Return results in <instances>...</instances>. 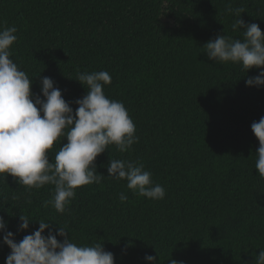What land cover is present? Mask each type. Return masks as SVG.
I'll list each match as a JSON object with an SVG mask.
<instances>
[{
  "label": "trees",
  "instance_id": "obj_1",
  "mask_svg": "<svg viewBox=\"0 0 264 264\" xmlns=\"http://www.w3.org/2000/svg\"><path fill=\"white\" fill-rule=\"evenodd\" d=\"M229 6L264 34V0H0V28L17 29L10 58L33 93L49 77L75 111L86 94L77 73L107 71L105 95L124 104L139 138L125 153L109 145L95 160L103 179L78 188L63 214L44 206L54 186L29 189L0 176V217L16 242L44 220L78 245L101 243L114 264H149L146 254L156 264H255L264 178L251 124L264 116V86L245 84L260 70L210 61L204 46L221 34L243 39ZM66 142L54 143L50 162ZM109 159L142 163L165 197L139 196L107 176ZM19 216L33 221L25 231H17Z\"/></svg>",
  "mask_w": 264,
  "mask_h": 264
},
{
  "label": "clouds",
  "instance_id": "obj_2",
  "mask_svg": "<svg viewBox=\"0 0 264 264\" xmlns=\"http://www.w3.org/2000/svg\"><path fill=\"white\" fill-rule=\"evenodd\" d=\"M226 11L238 17L232 29H243V39L217 35L204 45L207 58L240 64L246 71L258 69V74L245 84L264 86V34L256 23L246 24L240 18L243 9L229 6ZM16 32L14 26L0 28V176L5 180L10 175L29 189L54 186V194L44 206L50 204L63 214L78 188L101 182L104 176L97 173L95 160L109 145L125 153L138 142L136 125L122 102L105 95L104 86L112 82L107 71L77 73L74 80L86 89V94L73 102L77 105L75 111L49 77L41 79L40 95L33 93L32 79L10 58L11 46L18 39ZM251 131L259 142L255 169L264 178V116L251 124ZM64 140L67 142L50 162L54 143ZM106 167L107 176L126 180L133 193L152 200L165 197L164 187L153 181L152 173L142 163L109 159ZM119 199L124 203L128 197L121 193ZM19 220L18 232L27 230L33 222L26 216H19ZM37 223V230L16 242L0 217L2 243L10 249L5 264H114V254L105 251L101 243L78 245L65 228L55 224L53 233L51 221ZM144 259L156 264L152 255L146 254ZM255 264H264V249L259 251Z\"/></svg>",
  "mask_w": 264,
  "mask_h": 264
}]
</instances>
